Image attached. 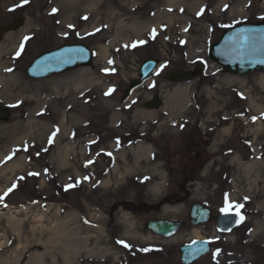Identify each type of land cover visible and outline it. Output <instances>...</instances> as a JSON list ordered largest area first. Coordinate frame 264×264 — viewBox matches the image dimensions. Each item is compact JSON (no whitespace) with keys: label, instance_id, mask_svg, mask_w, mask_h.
<instances>
[{"label":"rangeland","instance_id":"rangeland-1","mask_svg":"<svg viewBox=\"0 0 264 264\" xmlns=\"http://www.w3.org/2000/svg\"><path fill=\"white\" fill-rule=\"evenodd\" d=\"M15 18L24 26L0 41V105L12 110L0 122V264H181L178 249L197 239L195 230L212 248L193 264H228L230 256L264 264V245L248 247L261 239L264 219V72L233 75L208 57L226 28L264 23V0H0V28ZM145 24L151 28L133 30ZM71 43L92 48V68L26 77L36 56ZM150 58L162 64L125 101ZM200 61L195 81L166 79ZM83 72L91 84L77 87ZM177 90L185 101L176 109L169 98ZM156 93L162 108H144ZM71 105L83 114L68 113ZM226 198L241 205L232 210L240 216L232 233H219L214 220L191 224L192 204L216 216ZM71 217L80 237L99 242L67 256L57 232ZM151 219L184 225L159 237L146 228Z\"/></svg>","mask_w":264,"mask_h":264},{"label":"water","instance_id":"water-1","mask_svg":"<svg viewBox=\"0 0 264 264\" xmlns=\"http://www.w3.org/2000/svg\"><path fill=\"white\" fill-rule=\"evenodd\" d=\"M22 19H16L4 29H0V39L6 32H11L20 28ZM245 37L250 38L248 42ZM264 24L263 23H243L235 27H229L223 33L218 42L212 44L209 56L212 61L222 66L225 71L246 75L264 70ZM255 44V49L252 44ZM93 55L91 50L82 44L66 45L57 50L46 52L37 57L27 68L26 76L33 80L48 78L50 76L63 74L79 67L92 66ZM159 61L148 60L142 64L138 71L139 78L131 81L124 91V98H127L137 87L154 72ZM203 64L199 63L193 72H184L180 69L173 70L167 74V79L174 83H181L193 80L201 73ZM161 101L157 95L151 102L146 104L147 109L157 110L161 106ZM11 112L7 108L0 107V120L8 121ZM173 175L176 171L171 170ZM190 218L192 224L206 223L210 220V210L200 204L192 206ZM217 227L220 231L230 232L238 223L236 214L221 215L216 217ZM180 222L169 220H151L147 228L160 235L169 236L181 229ZM210 251V244L207 241H196L190 245L180 248V260L184 264H191L195 260L204 256Z\"/></svg>","mask_w":264,"mask_h":264},{"label":"bare ground","instance_id":"bare-ground-1","mask_svg":"<svg viewBox=\"0 0 264 264\" xmlns=\"http://www.w3.org/2000/svg\"><path fill=\"white\" fill-rule=\"evenodd\" d=\"M174 1H176V0H171V2H174ZM86 2H88V0H86ZM93 5L91 4V5H89V8H91ZM142 28V29H141ZM138 27V26H134L133 27V30H135L136 32H138V33H140L142 30H145V29H150L151 28V26L148 24H145V25H142V27ZM11 33H14V32H10V33H8V34H11ZM108 54V48L107 47H101V49H100V56H101V58H104L106 55ZM86 68H90V67H86ZM81 69H83V68H81ZM85 69V68H84ZM9 79H10V81H14V82H16L15 84H18L19 83V78L15 75V74H13V75H10V77H9ZM91 80L92 79H90L89 78V74H88V72H83L82 73V75H81V78L79 79V80H77L78 81V84H77V87H79V86H82V85H85V84H87V82L88 83H90L91 84ZM18 82V83H17ZM262 83V85H264V81L263 82H261ZM15 86H17V85H15ZM184 95H185V92H184V90H177L170 98H169V105L170 106H174V108H180L183 104H184V101H185V97H184ZM257 110L258 111H262V108H257ZM67 112L69 113H77L78 115H81V114H83V111H77L76 110V107L74 106V105H71V106H69L68 108H67ZM81 113V114H80ZM35 127H34V125H31L30 126V129L31 130H33ZM228 130H230V129H228ZM68 155H69V151H64V152H62V156H61V160H60V162L62 163V164H67L68 163V160H67V158H68ZM21 162H17V163H14V164H12L11 166H9L7 169H6V171L7 172H14L15 170H17L18 168H20L21 167ZM253 165H256L255 163L253 164ZM246 173H247V175L248 176H252L253 175V170H252V166H248L247 168H246ZM258 182V180L257 181H255L254 183L256 184ZM260 207H264V202H263V204L260 206ZM4 213H9V214H11L12 216H17V214H19V210L18 209H13V208H8L7 210H5V211H3ZM264 215V214H263ZM13 221V227L15 228V229H17L20 225V221H19V223H18V221L17 222H15L14 220H12ZM38 221H41V219H39ZM66 225V230L64 231V232H62V231H60V232H57L58 233V237H60V236H63V237H61V244L63 245V247H64V249L66 250V255L67 256H69L70 255V253H74L75 251H79V250H83V249H86V248H88L89 246H91V244L93 243V242H99V240L97 239V238H95L94 240L95 241H93V239L91 240V239H89L88 237H86L85 239L84 238H82V237H80L79 236V232H80V230H81V227L80 226H74V222H73V217H71L68 221H67V223L65 224ZM64 225V226H65ZM131 228H132V225H131ZM257 233H261V239L260 240H258V241H256V240H254V241H252L249 245H248V247H251V246H253L255 243H262L263 245H264V219H262V220H260V222L258 223V229H257V231H256ZM129 235H133V236H136L135 234H134V232H133V229H131L130 231H129V233H128ZM193 237H195V238H197V239H202L203 238V234L200 232V231H198V230H195V231H193V233L191 234ZM255 236V235H254ZM149 240L150 239H152V237H149L148 238ZM255 242V243H254ZM4 242H1L0 243V245H2ZM59 243V242H58ZM255 246H256V244H255ZM254 246V247H255ZM108 253V255L110 254L109 252V250L107 251ZM68 259H69V257H68ZM68 259H66V262L68 263ZM228 260H229V263L228 264H243V263H247V262H244V261H242V260H240V259H237V258H235V257H233V256H230L229 258H228ZM250 260L251 261H254V258H250Z\"/></svg>","mask_w":264,"mask_h":264},{"label":"snow or ice","instance_id":"snow-or-ice-1","mask_svg":"<svg viewBox=\"0 0 264 264\" xmlns=\"http://www.w3.org/2000/svg\"><path fill=\"white\" fill-rule=\"evenodd\" d=\"M25 2H27V0H25ZM249 39H250V38L245 37V41H246V42H248ZM261 40L264 41V38H261ZM252 48L255 49V44H254V43L252 44ZM240 207H241V205L230 204V203L228 202L227 198H226V199H225V206H224L223 208H221L220 211H221L223 214L228 215V214H230V213L232 212L233 208L238 209V208H240ZM237 214H238V213H237ZM241 219H243V218L241 217Z\"/></svg>","mask_w":264,"mask_h":264}]
</instances>
